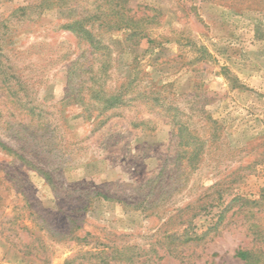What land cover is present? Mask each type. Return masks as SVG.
I'll use <instances>...</instances> for the list:
<instances>
[{
  "label": "rangeland",
  "instance_id": "rangeland-1",
  "mask_svg": "<svg viewBox=\"0 0 264 264\" xmlns=\"http://www.w3.org/2000/svg\"><path fill=\"white\" fill-rule=\"evenodd\" d=\"M41 2L0 0V264H264V0Z\"/></svg>",
  "mask_w": 264,
  "mask_h": 264
},
{
  "label": "trees",
  "instance_id": "trees-1",
  "mask_svg": "<svg viewBox=\"0 0 264 264\" xmlns=\"http://www.w3.org/2000/svg\"><path fill=\"white\" fill-rule=\"evenodd\" d=\"M123 2V0H121ZM50 4V0H42L41 2V7H44V6H48ZM111 4V3H110ZM106 5L108 6V3H106ZM123 10V9H122ZM121 10V11H122ZM120 14V13H119ZM123 15H121L122 17ZM81 28V27H80ZM115 29H123V28H127V29H130L132 30L133 34H136L138 32V27L136 26V23L132 20V21H128L126 23L123 22V20L120 21L119 24L115 25L114 26ZM82 30V33L83 35L87 36V37H91V33L89 31H86L83 27L81 28ZM123 98V95L122 93H118L116 94L115 96L113 97H109L107 98V100L105 101V107L106 109L108 107H111V106H118V105H121L123 104V101L122 99ZM105 109V108H104ZM239 257H241L243 260H246L247 259V254L245 253H239Z\"/></svg>",
  "mask_w": 264,
  "mask_h": 264
}]
</instances>
